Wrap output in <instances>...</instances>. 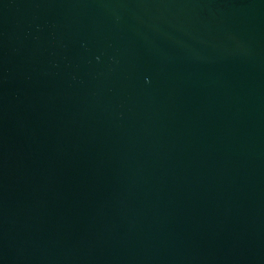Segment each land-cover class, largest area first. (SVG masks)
<instances>
[{
    "label": "water",
    "instance_id": "1",
    "mask_svg": "<svg viewBox=\"0 0 264 264\" xmlns=\"http://www.w3.org/2000/svg\"><path fill=\"white\" fill-rule=\"evenodd\" d=\"M0 264H264V0H0Z\"/></svg>",
    "mask_w": 264,
    "mask_h": 264
}]
</instances>
